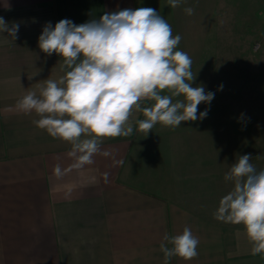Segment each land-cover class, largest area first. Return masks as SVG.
Instances as JSON below:
<instances>
[{
  "label": "crops",
  "instance_id": "crops-1",
  "mask_svg": "<svg viewBox=\"0 0 264 264\" xmlns=\"http://www.w3.org/2000/svg\"><path fill=\"white\" fill-rule=\"evenodd\" d=\"M139 3L0 0V17L20 24L16 40L0 33V264H164L162 237L186 226L200 241L199 255L173 257L170 264H264L251 255L244 227L134 180L132 161L143 157L136 124L142 112L130 118L131 136L103 140L101 151L110 156L97 154L93 164L77 168L69 143L37 128L35 113L16 109L27 92L39 93L45 79L65 74L63 58L38 47L47 22L67 18L78 25Z\"/></svg>",
  "mask_w": 264,
  "mask_h": 264
},
{
  "label": "clouds",
  "instance_id": "clouds-1",
  "mask_svg": "<svg viewBox=\"0 0 264 264\" xmlns=\"http://www.w3.org/2000/svg\"><path fill=\"white\" fill-rule=\"evenodd\" d=\"M183 3L186 0H167L171 8ZM183 10L194 14L191 7ZM19 27L0 17V33L7 32L10 39H17ZM181 39L151 7L106 11L78 25L67 18L54 26L47 22L38 47L48 56L63 58L65 74L59 80L45 79L39 93L27 92L16 109L35 113L37 128L69 143L68 156L77 168L93 164L97 154L111 155L101 151L105 138L131 136L134 111L143 113L144 119L136 124L147 135L157 124L175 129L182 122L202 121L215 93L202 84L193 86L197 76L191 57L178 50ZM144 101L152 103L143 106ZM202 103L206 107L198 115ZM239 119H244L243 113ZM251 159L250 154L239 155L224 174L225 182L233 187L220 198L213 217L243 225L251 255L264 258V170H257ZM55 171L60 173L59 165ZM199 243L187 226L179 234L165 233L160 243L164 264H170L173 257L196 258Z\"/></svg>",
  "mask_w": 264,
  "mask_h": 264
},
{
  "label": "rangeland",
  "instance_id": "rangeland-1",
  "mask_svg": "<svg viewBox=\"0 0 264 264\" xmlns=\"http://www.w3.org/2000/svg\"><path fill=\"white\" fill-rule=\"evenodd\" d=\"M139 7L157 10L182 37L178 50L193 61V86L202 84L215 97L202 121L139 131L143 157L132 161L133 178L214 213L233 187L224 174L239 155L250 154L264 170V0H186L176 8L167 0H140ZM205 107L198 106V115Z\"/></svg>",
  "mask_w": 264,
  "mask_h": 264
}]
</instances>
